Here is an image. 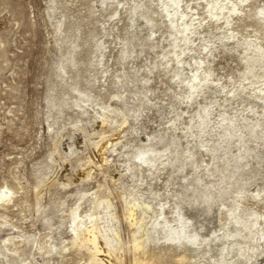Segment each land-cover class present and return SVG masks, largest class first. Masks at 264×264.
Returning <instances> with one entry per match:
<instances>
[{
	"label": "rangeland",
	"instance_id": "obj_1",
	"mask_svg": "<svg viewBox=\"0 0 264 264\" xmlns=\"http://www.w3.org/2000/svg\"><path fill=\"white\" fill-rule=\"evenodd\" d=\"M206 4L183 1V8L198 12L196 20L204 23L194 43L185 45L182 57L187 60L205 56L204 44L220 42L231 29L242 40L254 39V29H264L259 14L255 15L259 21L240 14H234L229 25L209 21ZM241 7L254 13L264 8V0ZM161 9L162 0H0V191L5 185L13 188L9 203L0 202V264H90L88 251L78 250L71 240L74 208L81 202L78 213L87 215L96 194L104 200L110 195L118 211L125 210L126 203L145 210L141 202H150L144 213L148 226L140 233L149 236L150 220L160 214L161 203H167L164 212L173 219L174 203L180 197L194 198L196 191L184 187L187 178L206 175V182L221 174H208L205 167L211 155L199 148L204 141L214 144L211 132L201 142L186 136L201 106L215 102L210 130L221 126V112L227 116L238 112L236 123L244 129V107L255 106L249 115L252 121L264 112V101L253 98L250 88L238 96L229 92L242 81L249 82L244 76L247 64L242 54L222 43L211 53L214 83L186 102L189 86L179 82L193 71L185 70L184 78L177 74L175 53L180 48L173 49L176 32ZM145 17L153 18V23ZM164 55L173 59L166 61ZM195 66L192 63L190 69ZM109 105L120 111L104 110ZM101 113L109 116L108 121L102 123ZM103 130L108 134L101 136ZM99 141L101 147L106 144L104 149L96 146ZM165 147L170 156L193 152L201 169L189 164L183 171L171 167L143 172L147 168L138 166L144 164L137 157L140 151ZM237 183L248 189L264 187V167L235 172L218 188ZM200 187L196 185L197 190ZM106 204L99 207L101 223L106 227L110 222L112 230L117 224L112 225ZM258 208L264 211V203ZM83 220L91 224L88 216ZM82 228L84 223L78 226ZM135 228L126 224L122 229L129 246ZM168 245L160 239L147 241L149 250L163 253L156 264H212L213 257L180 262L178 255L191 253V248L162 249Z\"/></svg>",
	"mask_w": 264,
	"mask_h": 264
},
{
	"label": "bare ground",
	"instance_id": "obj_2",
	"mask_svg": "<svg viewBox=\"0 0 264 264\" xmlns=\"http://www.w3.org/2000/svg\"><path fill=\"white\" fill-rule=\"evenodd\" d=\"M183 1L162 0L161 10H165L166 15L169 17L173 28L172 33L176 32L173 37V49L180 48L175 53L179 63L177 74L179 77L184 78L182 75H185V70L193 71L190 76H185L186 78L179 82H186L189 86L185 101L189 103L197 99L202 95V89L210 87L214 83L210 69V64L213 62L211 53L216 47L218 48L219 43H222L224 48L237 50L243 55L242 58L247 64L244 76L245 80L249 81L248 85L242 81L236 89L232 88L229 92L233 96H238L250 88L253 98L264 101V36H262L264 29H254V39L245 38L244 40L238 37L239 33L235 29H231L226 36L221 38L220 42H214L212 45L204 44L207 53L203 57L199 56L200 58H196V60L193 57L195 61L192 62V58L187 60V57H182V54L186 55V44L194 43V35L204 31L200 30L204 23H202V19L196 20L199 18L197 17L198 12L183 8ZM206 2L208 16H210H206V18H209V21L223 20L229 25L234 14H240L244 17H255L259 14L260 19L264 17L262 15L264 14V8L252 13L251 9L241 7L244 3H251V0H206ZM255 19L260 20L256 17ZM153 20L151 17H145V21L153 23ZM164 58H167L166 61L173 59L167 55H164ZM192 63H196V66L190 69ZM156 66L158 65L156 64L154 67ZM252 83H257V85H250ZM216 85L218 86V84ZM214 86L213 88L216 87ZM185 97L183 96V98ZM183 98L181 97L182 100ZM214 103V100H210L201 106L197 120L189 126L186 136L199 138L201 142L202 138L211 132L210 136L214 144H208L204 141L205 144L201 142L199 148H204L211 155V159L205 167L208 174L214 175L218 171L221 173L219 177L215 175L214 179L206 180V182H204L206 175L196 174L193 181H189L187 178L184 187L188 191L194 193L196 191L194 198L184 200L183 197H180L173 205V219H170L167 213L164 212L167 203H161L160 214L157 218H151L150 220L151 228L147 237L144 236L145 234L140 235V233L145 231L148 226L144 213L146 209L151 207L150 202H141L145 210H138L136 204L132 207V205L127 206L126 203V209L118 211L115 204L111 202L110 195L107 196V200H104V197L96 194L93 207L87 215L78 213L81 202L78 203L74 208L75 236L71 240V244L77 246L78 250L85 248L88 251L90 264H156L157 257L163 253L149 250L147 247V241H156V239L170 244L162 249L171 247L191 248V253L178 255L177 259L180 262L189 259L199 260L204 257H213V260L209 263L256 264L255 262L258 259H264V211L258 208V204L264 203V187H255L254 185V188L248 189L249 187H246L244 183H237L238 186L232 184L226 188H218L235 172H241L251 168V166L264 167V112L260 114L257 120L252 121L249 115L250 112L253 114L256 111L255 106L244 107L241 110V114L247 120L246 129H244L236 123L239 116L238 112L227 116L226 111H224L220 114L221 120L219 123L221 126L219 129L210 130V118L212 112H214ZM103 108L104 110L110 108L111 111L116 113L120 111L119 108H111L110 105L103 106ZM101 116L103 117L102 123L108 121L109 116L106 113H101ZM195 127L198 128L196 131L194 130L196 134L193 132ZM108 132L109 130H103L101 136L107 135ZM256 141L259 143L256 144ZM96 146L100 147V150L101 148L104 149L106 144L101 147L99 141ZM234 149H237V151L234 152ZM177 154L170 156L169 147L162 149L148 148L144 152L140 151L137 156L141 163H144L143 166L142 164L138 166L147 168L143 172H158L161 169H170L171 167H175V171H183L189 164L194 165L196 171L201 169L202 164L196 163L193 152L188 151L183 155ZM103 160H107V156ZM221 162L222 166H220ZM134 173H139V171H134ZM199 183L202 187L197 190L196 185ZM12 193V187L3 186V190L0 191V202L4 205L9 203L12 199ZM94 193H97V191ZM249 196H252L254 200L249 201ZM83 198L84 194L80 197V200H83ZM106 201V205H108L106 214L112 218L113 226L115 222L117 224L112 230H109L110 222L106 227L102 226L101 223L103 216L99 207ZM142 204L137 203L141 207ZM188 210L192 213H189ZM86 216L91 221L89 225L85 224L83 220ZM1 217L0 214V219ZM123 220H125L124 225L136 226L131 234V246L127 245L122 236ZM81 223H84V228L78 229ZM126 232L129 231L126 230ZM7 240L9 243L12 242V238ZM216 247L217 251L215 252ZM18 250L19 248H14L16 253ZM213 250L215 253H212ZM261 264H264V260L261 261Z\"/></svg>",
	"mask_w": 264,
	"mask_h": 264
}]
</instances>
